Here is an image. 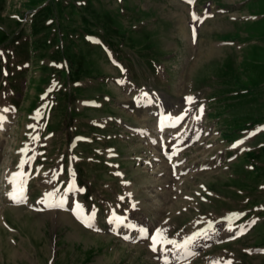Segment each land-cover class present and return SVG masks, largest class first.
Listing matches in <instances>:
<instances>
[{
    "label": "rangeland",
    "instance_id": "obj_1",
    "mask_svg": "<svg viewBox=\"0 0 264 264\" xmlns=\"http://www.w3.org/2000/svg\"><path fill=\"white\" fill-rule=\"evenodd\" d=\"M219 9L226 13L217 14ZM190 10L199 15L215 14L197 26L196 44L190 42L188 34ZM131 12L134 21L129 25L130 16L126 15ZM27 36L29 45H14ZM222 40L234 43L222 44ZM144 42L151 49L142 47ZM4 47L13 48L20 63L28 60L23 57L30 52L32 66L29 75L24 73L29 68L16 75L26 80L21 88L12 77L6 78L11 88L0 86V106L12 120L11 128L0 139V264H160L145 244L126 243L107 230L105 218L113 210L147 220L159 228L164 239L176 242L200 227L204 214L224 220L234 212L252 213L259 216V225L245 243L256 239L255 243L260 242L256 245H264V129L259 124L264 123V0H197L193 7L179 0H123L120 4L109 0H0V49ZM107 47L113 54L114 49L135 52L131 57L120 54L126 61L124 66L137 81L146 78L150 69L155 89L166 94L171 104L181 106L182 95L190 93L200 95V99L206 94L215 99L204 125L209 131L214 127L221 130L225 141L215 130L207 137V144L205 140L183 151L180 159L187 173L177 177L169 176L162 161L143 165L135 160L148 159L151 152L133 138L117 137L109 142L108 146L119 153V158L110 160L119 163L118 167L103 165L105 156H95L100 163L88 158L84 162L85 156L93 157L96 148L106 147L102 143L96 142L88 149L81 147L79 151L85 156L77 165L79 178L91 192L79 196L78 201L88 208H100L103 227L102 232H93L80 226L68 212L10 205L5 198L3 175L19 160L20 152L16 154L20 146L29 141L26 126L32 122L33 110L42 104L40 95L53 76L59 86L66 85L67 93L64 98L62 93L54 94L56 104L48 118V131L56 138L48 142L44 158L36 156V165H42V169L32 178L31 200L43 201L45 206L46 194L54 190L58 180L67 178L62 171L67 161L62 155L67 152L66 137L71 136L74 124L67 125L70 118L78 119L75 125L79 134L94 139L101 138V134L125 136L127 130L114 123L113 128L96 131L82 121L87 117L102 120L109 114L122 117L130 126H152L151 115L134 114L122 107L129 105L130 96L112 84L120 75L104 60L102 50ZM60 58L64 71L49 68L51 61L60 63ZM149 61L157 63V70L166 69L167 82L160 83L165 74L154 72ZM3 65L0 61V67ZM81 100H92L100 109L85 108L81 112ZM246 125L249 129L255 127L241 132ZM253 133L257 137L248 141ZM235 147L240 152L251 149L239 160L227 163ZM254 148L260 154L258 163L251 159L257 155ZM202 165L211 168L202 170ZM246 165L255 168L247 171ZM114 169L125 172L124 179L133 182L134 194L123 190L120 179L111 174ZM132 200L136 201L133 211L129 207ZM226 247L235 254L233 264H264V255L246 257L241 254V246ZM224 250L214 253L220 256L226 253ZM210 258L208 255L204 261L194 260L192 264H205Z\"/></svg>",
    "mask_w": 264,
    "mask_h": 264
},
{
    "label": "snow or ice",
    "instance_id": "obj_2",
    "mask_svg": "<svg viewBox=\"0 0 264 264\" xmlns=\"http://www.w3.org/2000/svg\"><path fill=\"white\" fill-rule=\"evenodd\" d=\"M194 19H196V17L194 16ZM189 99V102H191V98H188ZM202 111V109H201ZM34 139H38V138H34ZM26 161H22L20 165H18L19 168H23V164L25 163ZM24 173L21 171L20 173H17V174H13V176L10 178L9 180V183L13 185V190L12 192L9 193V198L14 202V203H21V202H24L25 200V187H24ZM53 194H46V197H52ZM43 202V201H42ZM48 206H56V205H48ZM239 215L240 214H236V218H239ZM78 218H80L78 216ZM115 222L117 223H121L122 221L119 220V218H114ZM82 223H85V226L87 227H91V224L90 223H86L84 220L81 221ZM254 223V222H253ZM211 226V225H210ZM145 231V237L144 238H149L147 236V230H144ZM195 237H191L189 238V240H187L185 242L184 245H176V247L178 248H181V247H186L187 244H189L191 242L192 239H194ZM152 239V242H153V248L152 250L153 251H156V247L155 245L157 243H159L160 241L164 240V237L162 235V232L160 230H157L155 236L151 237ZM167 243H174V241H166ZM191 254V253H189ZM228 264H231V262H228Z\"/></svg>",
    "mask_w": 264,
    "mask_h": 264
},
{
    "label": "bare ground",
    "instance_id": "obj_3",
    "mask_svg": "<svg viewBox=\"0 0 264 264\" xmlns=\"http://www.w3.org/2000/svg\"><path fill=\"white\" fill-rule=\"evenodd\" d=\"M155 149V148H154ZM156 150V149H155ZM161 161L165 164L166 163V161L165 160H163V159H161ZM66 215V214H65ZM68 215V214H67Z\"/></svg>",
    "mask_w": 264,
    "mask_h": 264
}]
</instances>
